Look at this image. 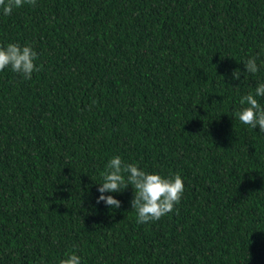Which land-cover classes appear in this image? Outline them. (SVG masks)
I'll return each instance as SVG.
<instances>
[{"label": "trees", "instance_id": "16d2710c", "mask_svg": "<svg viewBox=\"0 0 264 264\" xmlns=\"http://www.w3.org/2000/svg\"><path fill=\"white\" fill-rule=\"evenodd\" d=\"M8 41L39 68L0 72V264H264V132L234 115L264 0H36L0 15ZM114 154L179 173L173 210L97 203Z\"/></svg>", "mask_w": 264, "mask_h": 264}, {"label": "clouds", "instance_id": "9594fccd", "mask_svg": "<svg viewBox=\"0 0 264 264\" xmlns=\"http://www.w3.org/2000/svg\"><path fill=\"white\" fill-rule=\"evenodd\" d=\"M36 0H0V15L9 16L14 9L25 4L34 5ZM38 52L30 43L8 41L0 43V72L9 69L24 79H31L33 72L39 65L36 63ZM264 47L253 55L242 59L243 78L247 75L256 76L264 69ZM241 70L234 69L233 79L241 77ZM264 97V79H258L254 90L243 94L240 98V107L234 115L242 124L255 129L259 127L264 132V104L259 98ZM131 185L133 198L130 201L131 209L136 211L138 223L158 220L168 214L179 202L184 182L179 173L162 174L161 171H148L135 162H125L120 154H114L106 161L100 181L98 182L96 202H103L112 208L119 207L120 200L113 193L120 192ZM82 256L77 251H68L58 259L57 264H81ZM39 264H47L41 257Z\"/></svg>", "mask_w": 264, "mask_h": 264}]
</instances>
